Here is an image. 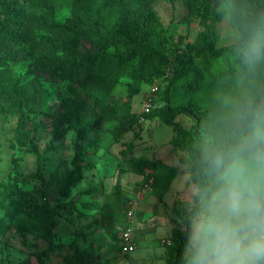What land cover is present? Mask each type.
Returning a JSON list of instances; mask_svg holds the SVG:
<instances>
[{
    "label": "trees",
    "instance_id": "16d2710c",
    "mask_svg": "<svg viewBox=\"0 0 264 264\" xmlns=\"http://www.w3.org/2000/svg\"><path fill=\"white\" fill-rule=\"evenodd\" d=\"M154 1L0 0V12L5 16L0 23L2 111L18 114L22 128L34 125L42 113L38 100L43 80L38 77L39 73L54 74L67 83L70 94L75 97L68 121L83 148L74 157L73 168L53 176L55 189L45 175L43 162L33 176L21 178L23 183L37 185L42 202L33 200L23 204L14 200L9 208L5 204L6 192L0 189V212L6 209L8 219H18L21 227L24 219L38 223V235L49 245L46 255L54 249L58 237V218L62 215L61 209L66 207L62 200L71 198L86 172L97 167L95 156L101 145L91 136L95 130L103 129L111 134L114 144L122 142L136 123L142 125L132 113L133 97L146 86L158 85L160 91L156 96L161 95L164 106L159 111L153 110L147 119L153 120L161 112L159 118L175 131L172 147L187 151L193 162L209 114L218 111L225 94L235 86L228 78L247 77L237 58L236 44L227 48L219 46V25L226 17L236 25L233 7L241 0H188L190 17L198 18L203 27L195 45L184 38L176 39L178 24L172 21L166 27L154 8ZM242 2L253 16L264 17V0ZM58 11L69 14L63 21L42 18V14ZM221 61L227 65L222 70L217 67ZM258 71L264 79V66ZM123 79L131 80L128 98L112 100ZM164 82L166 85L162 87ZM82 97L91 99L92 105ZM181 115L193 122L186 132L177 121ZM129 150L133 152V147ZM129 162L133 171L143 176L144 187L154 182L155 197L164 202L178 174L177 168L145 157L140 160L133 156ZM97 189L89 193H98ZM54 191L58 194L56 203L50 198ZM28 197L35 199L31 193ZM132 199L118 183L99 209L106 224V236H99L93 244L95 249L90 250H81L80 244L73 242L70 249L74 252L65 256V262L85 264L87 258L97 256L92 264H120L123 256H130L122 254V234L131 225L127 206ZM75 203L71 198L68 205ZM185 204L177 199L175 211L181 209L183 213ZM4 226L5 222H1L0 228ZM148 232V228H136L137 246L146 240ZM170 242L166 262L179 264L185 243L182 226L174 228ZM38 262L45 264L42 257Z\"/></svg>",
    "mask_w": 264,
    "mask_h": 264
},
{
    "label": "rangeland",
    "instance_id": "374dc122",
    "mask_svg": "<svg viewBox=\"0 0 264 264\" xmlns=\"http://www.w3.org/2000/svg\"><path fill=\"white\" fill-rule=\"evenodd\" d=\"M153 5L166 27L172 21L178 24L177 40L184 38L191 44H197L203 27L198 18L190 17L188 0H155ZM68 14V11H58L56 14H42V18L47 20L56 18L63 21ZM4 18L3 12H0V23L4 21ZM235 44V25L229 17H226L219 25V46L227 48ZM226 66V62L221 61L217 67L222 70ZM38 77L43 80V91L38 100L42 113L35 119L33 126L22 128L19 124V115L12 112L4 113L3 101L0 100V183L4 184L2 186L0 184V189L6 192L5 204L9 208H12L11 204L14 200L23 204L33 200L42 202L37 192V185L21 181V178L33 176L40 162H43L45 175L51 187L55 189L56 177L53 176L65 169H72L74 157L83 148L76 131L68 121L72 110L70 106L74 103L75 97L70 94L67 83L54 74L39 73ZM243 79L244 76L241 75L229 77L228 81L235 85L237 80ZM130 83L131 80L123 79L115 89L112 100L127 99ZM165 85L166 82L161 86ZM152 88V86H146L139 95L133 97L132 113L138 116L142 125L136 123L122 142L114 144L113 136L103 129L95 130L91 134L92 138L98 140L101 145V149L95 156L97 167L93 171L86 172L84 180L74 190L71 198L76 203L73 206L68 205L71 198L62 200L66 207L61 209L62 215L58 218V237L54 249L49 251V254L46 255L49 245L38 235V223L24 219V225L21 227L18 219L15 221L8 219L6 209L0 212V223L6 224L0 228V264H39L40 257L45 264H69L64 258L67 254L74 252L70 249V245L75 241L80 244L81 250L95 249L93 244L98 237L106 236V224L102 222L99 209L104 205L107 194L111 193L118 183H121L130 198L138 199L140 210L142 199L155 196L154 182L151 185L153 192H145L143 176L135 173L131 168L129 159L133 156L140 160L144 157L155 161L161 160L178 170L174 179V181L177 179V183L167 196L169 202L157 205V208L152 205L150 208L152 211H149L145 218L151 221L153 227V235L149 239L148 247L166 250L167 254L171 246L169 236L177 225L181 226L179 220L183 215L181 209L175 211L174 203L177 199L187 202L188 193L190 189L195 188L198 177L196 166L190 160L191 155L187 151L175 150L172 147L171 141L175 137V131L159 118L161 112L155 114L156 118L153 120H148L147 117L144 121L140 119L143 114L145 96L151 92ZM82 99L92 105L91 99L85 97ZM163 106L161 95L156 96L153 110L159 111ZM177 121L182 125L183 132L188 131L193 125L191 119L185 115L179 116ZM102 124L105 128V120ZM130 147H133V152L128 151ZM123 152H126L127 156ZM93 159L90 158L91 161ZM96 188L98 193H89ZM30 193L35 199H29ZM50 198L53 203H56L58 194L55 191L51 192ZM172 201H174L173 204ZM156 212L166 213L164 219L166 216L169 217L171 226L166 221L156 219L158 217ZM146 224L147 221H143V225ZM22 228L28 231L24 232ZM93 258L96 259L97 256ZM133 258L134 256L130 255L123 256L122 259H126V264L127 262L131 264L130 261ZM85 262V264H92L88 258Z\"/></svg>",
    "mask_w": 264,
    "mask_h": 264
},
{
    "label": "clouds",
    "instance_id": "9594fccd",
    "mask_svg": "<svg viewBox=\"0 0 264 264\" xmlns=\"http://www.w3.org/2000/svg\"><path fill=\"white\" fill-rule=\"evenodd\" d=\"M236 55L247 72L209 114L198 177L179 220V264H264V17L234 5Z\"/></svg>",
    "mask_w": 264,
    "mask_h": 264
},
{
    "label": "crops",
    "instance_id": "0c3cea01",
    "mask_svg": "<svg viewBox=\"0 0 264 264\" xmlns=\"http://www.w3.org/2000/svg\"><path fill=\"white\" fill-rule=\"evenodd\" d=\"M179 175L181 176V173H179ZM176 183H177V179L172 184L170 191L173 189V187L176 185ZM170 191H169V193H170ZM169 193L166 195L164 202H160L155 196H151V198L149 197V198L141 200V203H140L141 210L139 209V212H138L137 217H136V222H135L136 228H142V227L146 226L150 231L148 232L146 240L144 242H141L137 248V251L134 254H132L134 256V258L132 259V261H130L131 264H166V259H165L166 250H156V249H152V248L148 247L150 245L149 239H151V236L153 235V227H152L151 221L146 220L145 218H146V216H148L149 211L150 212L152 211V210H150L152 205L155 208H157V205L160 206V205H164L165 203L167 204L169 202V200L167 198ZM149 203L151 204L150 207H149V205H150ZM173 203H174V201H172V204ZM156 213H158V217L156 219H161V221H166V223L169 226H171L170 218L166 216L164 219V216L166 215V213H164V212L162 214L160 212H156ZM143 215H145V216H143ZM161 216H163V217H161ZM143 221H147V224L143 225ZM159 223H161V222H159ZM172 234H173V230H172L169 238L172 237ZM93 257H89L88 259H90L93 262V261H95V258H93ZM125 260L122 259L120 264H126ZM127 264H128V262H127Z\"/></svg>",
    "mask_w": 264,
    "mask_h": 264
},
{
    "label": "built area",
    "instance_id": "2783aa9c",
    "mask_svg": "<svg viewBox=\"0 0 264 264\" xmlns=\"http://www.w3.org/2000/svg\"><path fill=\"white\" fill-rule=\"evenodd\" d=\"M160 91L159 86L156 85L152 88L151 92H149L145 96V101H144V106H143V114L141 116V120L144 121L145 117L149 115L153 109H154V101H155V96L156 94ZM145 192L152 193V187L150 185H146L144 187ZM138 199L133 198L128 206H127V215L128 218L131 222L130 226H127L125 231L122 234V244H123V249H122V254L123 255H131L134 254L137 251V244L135 242V230H136V217L138 214Z\"/></svg>",
    "mask_w": 264,
    "mask_h": 264
}]
</instances>
